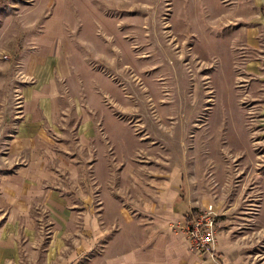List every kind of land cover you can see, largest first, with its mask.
Returning a JSON list of instances; mask_svg holds the SVG:
<instances>
[{
  "label": "rangeland",
  "instance_id": "374dc122",
  "mask_svg": "<svg viewBox=\"0 0 264 264\" xmlns=\"http://www.w3.org/2000/svg\"><path fill=\"white\" fill-rule=\"evenodd\" d=\"M61 1L70 73L57 136L79 156L103 238L83 264L138 240L121 216H138L132 183L176 164L194 196L211 197L216 232L247 264H264V0ZM53 5L0 0V173L12 162L22 51ZM73 111L93 123L90 153L75 145Z\"/></svg>",
  "mask_w": 264,
  "mask_h": 264
},
{
  "label": "crops",
  "instance_id": "0c3cea01",
  "mask_svg": "<svg viewBox=\"0 0 264 264\" xmlns=\"http://www.w3.org/2000/svg\"><path fill=\"white\" fill-rule=\"evenodd\" d=\"M54 2L31 35L30 47L22 51L19 114L7 147L12 162L0 173V264H83L103 240L90 203L92 187L86 192L77 181L79 156L69 153L57 136L62 133L59 81L70 73V51L63 35L62 1ZM73 113L75 145L90 153L87 138L93 133L86 130L91 121L84 111ZM149 176L146 182L132 183L139 198L137 218L132 220L129 211V218L121 214L123 226L133 222L140 228L138 240L106 255L103 264H247L236 241L223 232H216L211 258L187 246L184 213L206 203L214 209V204L206 193H191L179 164ZM74 222L79 234L70 238Z\"/></svg>",
  "mask_w": 264,
  "mask_h": 264
},
{
  "label": "built area",
  "instance_id": "2783aa9c",
  "mask_svg": "<svg viewBox=\"0 0 264 264\" xmlns=\"http://www.w3.org/2000/svg\"><path fill=\"white\" fill-rule=\"evenodd\" d=\"M217 212L211 203L194 211L186 212L182 227L187 246L200 256L213 257V242L216 235L214 218Z\"/></svg>",
  "mask_w": 264,
  "mask_h": 264
},
{
  "label": "trees",
  "instance_id": "16d2710c",
  "mask_svg": "<svg viewBox=\"0 0 264 264\" xmlns=\"http://www.w3.org/2000/svg\"><path fill=\"white\" fill-rule=\"evenodd\" d=\"M180 192H181V193H180L179 195L181 196V195H182V192H183V185H182V183H181ZM191 210L194 211L193 208H192ZM184 216H186V213H184Z\"/></svg>",
  "mask_w": 264,
  "mask_h": 264
}]
</instances>
